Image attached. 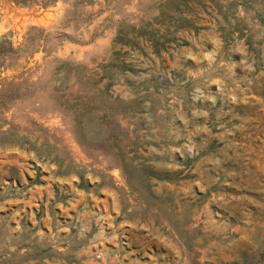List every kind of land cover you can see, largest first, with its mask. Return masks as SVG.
Listing matches in <instances>:
<instances>
[{"label": "rangeland", "instance_id": "obj_1", "mask_svg": "<svg viewBox=\"0 0 264 264\" xmlns=\"http://www.w3.org/2000/svg\"><path fill=\"white\" fill-rule=\"evenodd\" d=\"M0 264H264V0H0Z\"/></svg>", "mask_w": 264, "mask_h": 264}]
</instances>
